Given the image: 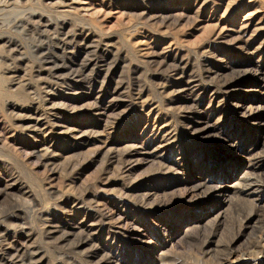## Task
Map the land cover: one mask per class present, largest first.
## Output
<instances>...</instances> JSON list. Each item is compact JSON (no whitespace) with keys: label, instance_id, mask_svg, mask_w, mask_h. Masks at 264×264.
Here are the masks:
<instances>
[{"label":"rangeland","instance_id":"obj_1","mask_svg":"<svg viewBox=\"0 0 264 264\" xmlns=\"http://www.w3.org/2000/svg\"><path fill=\"white\" fill-rule=\"evenodd\" d=\"M0 264H264V0H0Z\"/></svg>","mask_w":264,"mask_h":264},{"label":"bare ground","instance_id":"obj_2","mask_svg":"<svg viewBox=\"0 0 264 264\" xmlns=\"http://www.w3.org/2000/svg\"><path fill=\"white\" fill-rule=\"evenodd\" d=\"M82 69V68H81ZM203 130L201 129V130H199V131H196V133L197 134H200V133H203L202 132ZM201 185H203V184H201ZM253 186H255V185H253ZM227 189H229V190H232V189H235V187H232V186H230V187H228V186H225ZM255 190V189H254ZM228 192H230V191H228ZM213 195V197H215L214 195V193L212 194ZM251 227V229H252V231H254V226H250ZM253 234V233H252ZM216 252V251H215ZM218 252V251H217ZM223 252H224V250H223ZM256 252V251H255ZM261 252V251H260ZM226 253V252H225ZM225 253H224V255H225ZM251 253H252V251H251ZM252 254H254V253H252ZM217 255H220V254H217ZM222 255V254H221ZM255 255V254H254Z\"/></svg>","mask_w":264,"mask_h":264}]
</instances>
